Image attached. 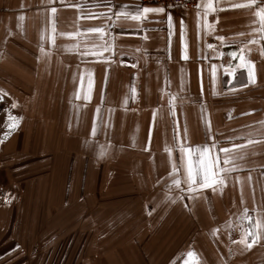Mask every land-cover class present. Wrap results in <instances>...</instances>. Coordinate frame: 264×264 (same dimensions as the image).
<instances>
[{
	"label": "crops",
	"instance_id": "1",
	"mask_svg": "<svg viewBox=\"0 0 264 264\" xmlns=\"http://www.w3.org/2000/svg\"><path fill=\"white\" fill-rule=\"evenodd\" d=\"M198 2L132 20L115 13L122 6L130 12L161 6L0 0V139L9 131V116L22 117L0 142V264H192L190 250L199 264H264V239L250 249L238 242L264 211V40L252 31L259 27L252 13L230 8L232 0H219L223 10L209 15L214 32L205 33L202 24L198 30ZM53 23L54 44L47 39ZM94 27L105 29L103 39L86 31ZM77 31L83 35L75 39L61 35ZM250 39L258 40L244 52L255 82L237 70L229 85L220 65L235 64L229 53ZM105 42L112 46L103 53L108 59L79 55L86 45ZM77 43L79 49L65 50ZM86 70L93 79L87 101L88 78L80 75ZM202 116L218 148L244 147L235 152L236 170L222 173V189H203L189 199L171 184L165 148H173L183 178L175 137L178 131L192 147L211 144Z\"/></svg>",
	"mask_w": 264,
	"mask_h": 264
},
{
	"label": "snow or ice",
	"instance_id": "2",
	"mask_svg": "<svg viewBox=\"0 0 264 264\" xmlns=\"http://www.w3.org/2000/svg\"><path fill=\"white\" fill-rule=\"evenodd\" d=\"M230 8L234 9H246L249 12L252 13V15L255 17V19L252 21V23H258V28H253V32L259 33V40H264V0H232V2L229 4ZM197 8V26L198 30L200 29V26L202 24L203 30L205 33H212L215 31V24L209 23L208 17L212 13H216L218 11H221L223 9L219 8V0H200V2L196 5ZM57 9L55 7L51 8L52 13H56ZM165 9L163 7H155V8H149L144 7L142 9L137 8L134 11H128L126 7L122 6L121 10L117 11L115 13V16L117 19H120L121 17L124 18H130L132 20H142L145 18V14L147 13H162ZM23 19V17H21ZM110 19V18H109ZM168 22V34H169V44H171V37L173 35L174 31V25L172 22V16L169 13L167 17ZM89 33H98L100 34V38L103 39L105 35V29L102 27H94V28H88L86 30ZM52 34L48 36V42L54 44L55 43V24L53 23ZM62 36H66L70 39H75L77 37H80L83 35V33L77 31L72 33H61ZM240 36H244L245 33L241 32L239 33ZM216 39H218L221 42V45H223L225 41L224 36H216ZM41 40H44V36H41ZM180 41L182 45V59H187V40H186V31H185V25L183 21H181L180 24ZM258 43L257 39H250L247 42L241 41V47L237 51H232L229 53L232 60H236L237 62L235 64H232L229 62L227 65H220V67H223L224 74L228 77V84L231 85L232 81L237 76V70H243L246 74L247 81L249 83H254V73H253V62L251 60L246 59L244 52L245 48L248 44H255ZM79 43L73 44L69 47H67L66 51H73L79 49ZM111 44L105 42L103 44H91L86 45L85 50L82 52H79L80 56H94L97 59H108L107 57H104L103 53L110 52L111 51ZM214 46L212 44H207V48H213ZM40 52L44 55H47L45 53V48L43 44L40 46ZM262 56H264V49H261ZM220 56L223 55V53H219ZM135 67V65H133ZM216 70L217 65H212V84L213 88L215 89L216 85ZM87 75L88 78V88L84 92L83 99L85 101L90 99V93L92 89L93 79H92V73L91 71L81 72V80H83L84 75ZM247 84H242L240 87H245ZM231 90H235V88H231ZM75 98L78 100L81 98L79 89L77 90L75 94ZM131 98L135 100L136 98V88L133 86L131 88ZM176 98L169 95V106L172 114H175L174 110V100ZM127 98L125 99L124 103L127 104ZM13 108L16 107V104L13 103ZM100 112V108H97V113ZM156 113L153 112V117L155 118ZM22 117L17 118L15 116H9L8 120L6 121V127L9 129L7 131L3 138L0 139V142H3V139H7L9 135H11L12 132L16 130V128L19 126L20 120ZM202 120L205 124V131L208 136L209 140H212L211 135V129H210V123L207 121L206 117L202 116ZM186 128H185V138H186ZM97 133V125L94 121L93 127H92V135L95 136ZM87 143V141H86ZM248 143H253V141L249 140ZM175 147L178 148L180 153V161L181 166L184 170V176L181 178L178 173L180 171L179 167L176 163L172 162V152L173 148L166 147L165 151L168 153L169 156V162L172 164V171L169 173V177L171 178V184L175 185L177 188H179L182 192L186 191L188 193L189 199H195L196 196L201 195V190L203 189H211L212 192H216L218 189H222V187L225 185L226 177L222 175V173H228L231 171L236 170V166L233 163V161L236 159L235 152L236 150L244 147V145L240 144H232L230 147H219L217 145V142L215 140H212L211 144H204V145H198L196 147H192L188 145L186 142H181L179 132L177 131L176 137H175ZM221 154H223L221 156ZM104 155H106V152L104 149H101L98 153V156L102 158ZM242 158V157H241ZM185 184L187 187L182 188L181 185ZM195 194V195H194ZM11 201L6 200V204L10 203ZM244 218L247 220H251L252 218L247 215L248 209L244 210ZM258 216L261 218H258L256 220L255 225L245 230V233L242 235L241 239L238 241L241 245H243L246 249H250L253 244L260 243L262 239H264V211H261L258 213ZM249 237L251 239L249 240ZM236 241H234L235 243ZM187 256L190 260H192V264H199L198 259L196 258V254L193 251H188ZM185 264H188V261H185Z\"/></svg>",
	"mask_w": 264,
	"mask_h": 264
},
{
	"label": "built area",
	"instance_id": "3",
	"mask_svg": "<svg viewBox=\"0 0 264 264\" xmlns=\"http://www.w3.org/2000/svg\"><path fill=\"white\" fill-rule=\"evenodd\" d=\"M143 5H157L161 7L192 8L198 0H138Z\"/></svg>",
	"mask_w": 264,
	"mask_h": 264
}]
</instances>
